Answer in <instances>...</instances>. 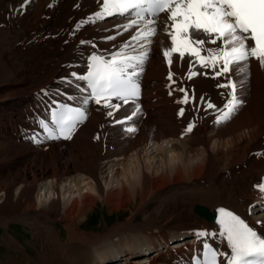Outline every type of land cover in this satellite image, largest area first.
<instances>
[{
	"label": "bare ground",
	"instance_id": "1",
	"mask_svg": "<svg viewBox=\"0 0 264 264\" xmlns=\"http://www.w3.org/2000/svg\"><path fill=\"white\" fill-rule=\"evenodd\" d=\"M12 3L20 42L0 47V173L6 172L0 175V225L17 221L34 236L39 233L34 264H190L204 240L230 251L218 235L197 239L196 231L215 233L219 225L218 219L198 215L196 206L218 215L224 207L264 234V193L256 187L264 180V68L256 60L250 61L246 82L238 84L243 104L230 120L217 123L229 91L217 85L227 79L212 78L213 70L199 64L192 70L200 74L188 79L194 58L186 55L181 61L174 54L173 84L163 56L170 38L160 32L139 76L144 88L137 101L140 114L118 124L115 120L131 115L134 104L122 105L109 117L110 109L88 100L87 118L71 139L34 145L36 119L45 116L53 99L83 103L88 98L83 81L70 74H85L93 53L110 58L135 29L117 28L127 22L118 16L87 23L100 10V0ZM3 4L0 0V24ZM20 51L40 61L15 63ZM181 87L194 96L188 104L177 103L184 95ZM207 102L216 108H207ZM189 123L195 125L191 132L186 131ZM130 126L137 130L126 131ZM106 173L109 180H121L106 189L101 181ZM83 183L92 192H85ZM100 198L109 211H130L132 217L106 231L85 230L82 224ZM138 215L141 221H135ZM48 222H59L65 235ZM129 236H143L146 242H131ZM117 238L120 244L110 248ZM6 244L24 248L10 233ZM0 264L24 263L12 255Z\"/></svg>",
	"mask_w": 264,
	"mask_h": 264
},
{
	"label": "snow or ice",
	"instance_id": "2",
	"mask_svg": "<svg viewBox=\"0 0 264 264\" xmlns=\"http://www.w3.org/2000/svg\"><path fill=\"white\" fill-rule=\"evenodd\" d=\"M100 4V10L87 23L119 16L127 22L116 27L124 32L135 29V32L110 58L93 53L85 74L73 72L70 75L75 80L86 82L87 89H90L89 97L83 103L87 104L88 99H92L97 105L102 104L110 109L107 112L109 117H114L122 105H135L131 115L116 119L115 123L126 124L141 113V106L137 102L140 96L138 78L148 60L153 38L160 32L170 38L163 56L170 68L167 79L173 84L176 83L171 71L174 54L181 61L186 55L194 58L189 60L188 79L200 74L192 70L195 64L212 69L214 79H227V83L217 85L229 90L226 102L218 109L217 123L230 120L243 104L237 95V88L238 84L242 87L250 75V61L256 60L264 68V0H100ZM161 14L166 16L162 19ZM161 23L162 28L159 27ZM106 39L114 40L115 36ZM81 43L88 42L82 40ZM130 48L131 53L128 51ZM233 75H242L244 79L238 82L232 78ZM168 87L171 94V84ZM178 91L184 95L177 103L188 104L190 99H194L186 89L181 87ZM113 100L121 103H113ZM200 100L203 101L204 97H200ZM61 108L59 119L56 112L52 114L54 122L59 125V135L53 134L47 124L43 126L52 139L60 136L71 139L77 124L87 116L80 108ZM207 108H216V105L207 102ZM184 111V108H180L178 114L183 116ZM194 126L189 123L186 131L191 132ZM136 130L131 126L126 129L130 133ZM256 187L264 193V183ZM218 212V232L199 230L195 235L198 240L218 235L226 241L230 251H220L204 240L202 254L193 257L191 264H264V234L224 207H220Z\"/></svg>",
	"mask_w": 264,
	"mask_h": 264
},
{
	"label": "rangeland",
	"instance_id": "3",
	"mask_svg": "<svg viewBox=\"0 0 264 264\" xmlns=\"http://www.w3.org/2000/svg\"><path fill=\"white\" fill-rule=\"evenodd\" d=\"M3 10H2V23L0 24V47H4L7 49L8 43L16 42L19 43V39L17 38V35L19 34V26H16V24H13V21L15 20V16L13 13L10 11L13 9L12 7L14 6V3H12V0H3ZM19 41V42H18ZM24 50V49H22ZM15 57V56H14ZM18 57V59H17ZM30 60L31 63L33 62H38L40 60L34 59L31 56L27 55V52H18L16 55V58H13L15 63H20L21 60ZM18 61V62H17ZM25 65V64H24ZM96 133V131H95ZM94 133V134H95ZM96 136H93V139H95ZM97 140H93V143H95ZM149 149H153V147H149ZM117 172V171H116ZM6 172L0 173V175L4 174ZM111 176V174H104L101 177L102 184L104 188L108 189L111 184H115L121 180V178H116L113 180H109L108 178ZM118 180V181H117ZM113 182V183H112ZM83 186L85 185L84 183L82 184ZM85 192L91 191L88 187L83 189ZM92 192V191H91ZM96 193V192H94ZM43 194H40V196ZM69 196V195H68ZM67 196V197H68ZM44 197V195H43ZM42 197V199H43ZM102 198L98 199V202L96 203V206L92 209L90 213L87 214L86 220L82 224V228L85 230L89 231H106L108 227L111 225L117 223V222H122L128 220L130 217H132V213L130 211H109L108 207L103 204L101 201ZM255 206V205H254ZM40 218L43 219L42 216ZM142 216L138 215L135 221H141ZM48 224L52 225L56 230H59L62 232L63 235H65L66 231L62 227V225L59 222H48ZM13 235L16 237L17 240L20 241V243L24 246V248L18 249L17 247H9V245L6 244V237L8 234ZM130 235H134L130 234ZM190 234L189 236H191ZM132 240H139L142 242L145 238L143 236H139L138 238L134 236H129ZM38 238L40 240L39 233L36 236L32 233L31 229L22 223L17 222V221H12L9 224V227L5 228L3 225H0V259L6 258L7 256H14L18 260L22 261L24 264H34V260L31 258V256H36L38 254V249L41 248L40 243H38ZM119 239L117 238L116 241H113L111 243L110 248H116L117 245H119ZM175 240V239H174ZM143 242H146L145 240ZM151 252V250H150ZM151 258V257H150Z\"/></svg>",
	"mask_w": 264,
	"mask_h": 264
},
{
	"label": "water",
	"instance_id": "4",
	"mask_svg": "<svg viewBox=\"0 0 264 264\" xmlns=\"http://www.w3.org/2000/svg\"><path fill=\"white\" fill-rule=\"evenodd\" d=\"M195 211H196L198 214H200V215H202V216H204V217H206V218H208V219L212 218L211 213H210L209 211H207L204 207L196 206V207H195Z\"/></svg>",
	"mask_w": 264,
	"mask_h": 264
}]
</instances>
